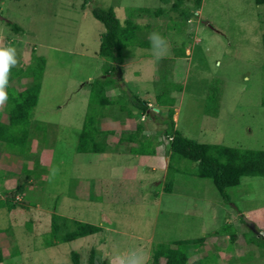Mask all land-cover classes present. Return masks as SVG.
Returning <instances> with one entry per match:
<instances>
[{
	"label": "rangeland",
	"instance_id": "obj_1",
	"mask_svg": "<svg viewBox=\"0 0 264 264\" xmlns=\"http://www.w3.org/2000/svg\"><path fill=\"white\" fill-rule=\"evenodd\" d=\"M91 2L80 8L79 0H0V45L16 50L17 63L11 69L35 68L37 59L32 56L44 59L25 155L0 143V200L14 204L11 209L0 207V264H72L71 251L77 253V264H89L91 249V264H120L117 257L130 253L142 255L146 264L157 244L201 236V245L187 250L186 264L194 259H202L204 264H264V239L259 240L264 232V177H241L226 191L229 201L224 203L210 179L186 173L195 164L182 159L173 161L171 192H162L169 155L165 167L150 170L139 166L136 155L128 157L127 144L117 142L126 135L119 130L131 132L137 124L138 108L117 100L103 110L88 102V82L107 75L103 69L107 61L96 53L104 28L90 8L112 6L120 22L129 16L151 31L142 28L143 33H138L143 46L131 43L125 47L124 65L113 74L117 84L109 88L107 96L116 100L121 94L119 97L135 102L133 92L141 100L165 101L178 109L177 117H172L174 129L197 142L264 149V53L260 42L264 5L252 0H200L195 6L193 0H182L172 10L169 3L159 4L158 0ZM137 5L148 7L149 13ZM156 7L163 13L154 16ZM7 22L21 31H12ZM152 32L166 42L159 50L160 59L149 39ZM23 75L27 74L23 71ZM23 82L13 88L19 90L29 81ZM2 106L0 120L5 119ZM157 109L159 112H151L164 116L165 108ZM126 110L132 115L125 114ZM143 115L146 117L138 125L154 124L147 133L149 141L165 149L164 125L151 123L146 112ZM107 116L125 119L115 126L114 138L106 139L117 151L103 160L97 156L99 164L95 165V155L75 154V145L86 118L101 131L100 137L106 134ZM137 146L129 148L137 150ZM96 170L126 179L114 176V181L98 183ZM29 178L32 180L27 182ZM78 184L88 203L75 200ZM110 195L131 203L124 208L100 204L111 199ZM61 201L67 211L59 208ZM246 209L255 211L262 229L256 223L255 228L248 225L242 213ZM54 213L105 227L46 246L52 239L49 220ZM64 222L72 225L69 220Z\"/></svg>",
	"mask_w": 264,
	"mask_h": 264
},
{
	"label": "trees",
	"instance_id": "obj_2",
	"mask_svg": "<svg viewBox=\"0 0 264 264\" xmlns=\"http://www.w3.org/2000/svg\"><path fill=\"white\" fill-rule=\"evenodd\" d=\"M80 8L90 3L92 0H79ZM195 6H199L200 0H193ZM255 5H264V0H252ZM182 0H158V3H169V7L172 10H176L178 4ZM92 3V2H91ZM140 11L149 13L148 7L138 8ZM91 15L103 25V32L99 36V43L97 48V55L107 61L104 66L105 77H96L88 82V97L89 106L94 102L95 107L105 108V106L117 104V100H120L122 104L130 102L131 106H136L140 114L146 112L150 114L146 101L141 100L135 96L132 92L131 97L135 100L130 101L125 97L110 98L106 96V88L117 84V80L114 79L113 74L117 73L121 68L126 55L124 49L128 44H136L143 46L141 43L143 38H138V33H143L144 30L151 31V28L147 24H138L134 22L129 16L123 18L120 22L115 16L112 6L105 8L92 6L90 8ZM163 13L161 7H156L152 11L154 16H158ZM129 14V12H127ZM180 15H184L181 13ZM187 20V17H185ZM11 25V30L14 32H20L21 29L13 23L7 22ZM144 30H141V29ZM260 42L264 53V31L261 33ZM37 59L36 67H28L26 70L19 68L17 71L10 70L8 81L16 76H21L24 73V77L30 81V85L23 89L15 90L12 86L7 87L6 91L8 99L2 106V112L5 116V121L0 120V143H4L5 147H9L11 151L16 152L18 155H25L28 145L29 137V123L32 113V109L35 107L37 95L40 87V79L42 69L44 65V59L37 56H32ZM22 71V72H21ZM137 99V100H136ZM95 100V101H93ZM162 105H165V101L158 100ZM94 105V104H93ZM122 107V106H121ZM125 109L120 108V110ZM128 115H132L129 110H126ZM159 112V110L157 111ZM1 113V112H0ZM173 110L171 106L165 108L164 116L154 115L155 121L159 122L162 126L163 137L168 141V162L166 165V174L162 182L161 190L165 193L171 192L172 174L175 171L173 167V161L186 159L189 162L194 163V168L186 173L199 178L210 179L216 191L218 192L221 201L227 203L229 196L226 193V188L235 186L238 184L241 177L244 176H258L264 177V149H246L235 146H225L218 144H208L197 142L190 139L180 132L174 129V122L172 120ZM161 115L162 112H161ZM38 123V122H37ZM39 128V125H37ZM90 118H86L82 123L77 143L76 150L78 152H99L106 147L104 135L100 137L101 131L95 129L92 125ZM34 126V127H35ZM141 126L136 125L134 128V134L131 132H124L125 136L117 138V142H129L136 141L138 138V131ZM97 131V135L95 134ZM44 133V132H42ZM123 135V134H122ZM149 138L137 141L138 149L133 150V153L145 154L153 153V142L149 141ZM150 149L146 150V147ZM131 151V150H130ZM21 186V185H20ZM6 206L8 209L14 207L13 203L0 200V207ZM59 220H62L59 222ZM64 221H68L67 218L52 214L49 220V232L52 237L51 240L45 242L46 246H51L56 242H66L79 237L91 235L99 230L97 226L89 223L69 220L72 224L68 226ZM263 236L259 237L264 239ZM263 239L261 241H263ZM204 238L197 237L192 239H180L171 241L169 244H157L151 253V258L146 264H160V259H164L161 264H186V254L188 249L196 248L201 245ZM260 241V242H261ZM93 249H91L88 262L91 264L93 257ZM70 259L72 264H77L78 257L76 252H70ZM3 260V256L0 252V262ZM188 264H204L202 259H194Z\"/></svg>",
	"mask_w": 264,
	"mask_h": 264
},
{
	"label": "crops",
	"instance_id": "obj_3",
	"mask_svg": "<svg viewBox=\"0 0 264 264\" xmlns=\"http://www.w3.org/2000/svg\"><path fill=\"white\" fill-rule=\"evenodd\" d=\"M136 7H143V5H137ZM123 65H124V62H123ZM126 65H127V62H126ZM121 66V65H120ZM122 67V66H121ZM123 68H125V67H123ZM122 69V68H121ZM135 74H136V72H135ZM24 81V82H27L28 80H27V78L26 77H19L18 78V80H16L15 78H12L11 80H9V81H14V83H8V85H7V87H10V86H15L19 81ZM125 81H126V79H125ZM23 82V83H24ZM28 85L26 86H24L23 88H25V87H28L29 85H30V81L27 83ZM23 88H21V89H23ZM109 88L110 87H107L106 88V92L109 90ZM135 94V93H134ZM106 96L107 95H109V94H105ZM142 100H144V101H146V105L148 106V110L147 111H149L150 112V114H147V116L149 117V120L151 121V123H155V119L153 118L154 116L152 115V112H151V110H152V107H155V109H153L152 111H158V109L157 108H159V109H161V108H167L168 106L167 105H169V104H166L165 103V105L164 104H160L159 102H158V100L157 101H148L147 99H142ZM169 106H171V105H169ZM106 109V106H105V108H103V110H105ZM173 109V113H172V117L174 116L175 118L177 117V113H178V109L175 107V108H172ZM2 110V109H1ZM3 113V112H2ZM125 114H127V112L125 113ZM0 115H1V113H0ZM128 115V114H127ZM128 116H130V115H128ZM145 117H146V115H143V114H140L139 115V118H138V120H134V121H136V123L137 124H134V128H135V126L136 125H138V121H142V120H144L145 119ZM175 118H172V120L173 119H175ZM119 119V121H116V119H113V118H111L110 116H107L106 117V121L108 122V126H107V132H106V134H104V140H105V145H106V147L104 148V150H101V151H99V152H93V153H90V152H87V153H89V154H91V155H95V165H98L99 163V160H97V162H96V159H97V156H100V157H98V159H102L103 160V156H104V158H106V157H110V156H112V152H114V151H117V148H114V147H112V146H109V144L107 143V141H106V139H107V137L108 136H112V133L114 132V131H116V129H115V126L117 125V124H121V123H124V117H119L118 118ZM4 121H5V119H3ZM2 121V120H1ZM174 121V120H173ZM157 122V121H156ZM111 126V127H110ZM154 127V124H149V126H145V127H143V126H141V128L139 129V131H138V138L136 139V141H139V140H142V139H146V138H148V136H147V133H149L150 134V131L148 132V130H150L151 128H153ZM134 128L131 130V131H133L134 130ZM118 132H122V133H124L125 131H123V130H119ZM187 137V136H186ZM112 138H114V136H112ZM119 138V137H118ZM76 143H77V141H76ZM118 143H122V142H118ZM122 144H127L128 146H126L127 147V149L126 150H128V157H131V156H135V159H137L138 160V162L137 163H139V166H142L143 165V168H148L149 167V169L150 170H154V169H156V168H162L163 166H164V162L167 160V157H165V156H167L168 155V153H167V150H168V147L167 146H165L166 148L165 149H163L164 147L163 146H158V144H154L153 143V147H152V149H153V153H150V154H148V153H145V154H139V153H133V149H131V148H129V146H133L134 144H136V146H137V143H129V142H123ZM138 147V146H137ZM131 150V151H130ZM74 153L75 154H77V153H84V152H78L77 150H76V145H75V151H74ZM107 154V155H106ZM106 155V156H105ZM113 157V156H112ZM107 159H109V158H107ZM165 167V166H164ZM164 169V168H163ZM114 174H116V173H114ZM114 176H117V177H119V178H116V179H122V180H125L124 179V176H119V175H109L108 173H105V172H103V173H101V172H98L97 170H96V172H95V180H97L96 182H98V183H100L99 181H108V179H110V180H113L114 181V179H115V177ZM161 176H163V175H161ZM32 180V178H29L28 180H27V182H30ZM80 180H85L86 181V179H84V178H82V177H80ZM99 180V181H98ZM160 181V180H159ZM160 184V183H159ZM66 185V184H65ZM58 186H61V185H58ZM81 185L80 184H78V187L76 188V191H77V198L75 199V200H77L79 203H88L87 202V200H86V198L87 197H84V196H82V194H84V190L83 191H81V188H79ZM230 187H232V186H230ZM230 187H227L226 188V191H228V189L230 188ZM163 192V191H162ZM110 197H112L111 199H105L104 201H103V203H100V202H98L97 201V204L98 203H100V204H108V203H110V204H115V205H117L118 207H120V208H124L125 207V205H127V204H130L131 202L130 201H128V200H121V199H119V200H116L112 195H110ZM109 197V198H110ZM106 198H108V197H106ZM114 199V200H113ZM99 201H101L100 199H99ZM101 201V202H102ZM127 201V202H126ZM63 201H61L58 205H59V208H61V209H65L66 211L68 210V209H66V208H64L63 206H61V203H62ZM104 202H106V203H104ZM100 208V207H99ZM251 210H248V209H246V210H242V213H243V215H244V213H245V215L247 216V220H248V225L251 227V228H255V227H253V225H255V223L258 225V227H256V228H258L259 230L260 229H262V227H261V224H262V222L260 221V218L255 214V211H251ZM99 212H100V210H99ZM246 212H248V213H246ZM54 214H56V213H54ZM57 215H59V214H57ZM59 216H61V217H65V218H67L68 220H74V221H80V222H84L82 219H76V218H71V216H69V214L68 215H65V214H63V213H61ZM91 216V215H90ZM99 218H100V215H99ZM85 223H89V224H92V225H94V226H97L98 228H99V230H103L104 229V227L105 226H103V225H98V224H94V223H91L90 221H87V222H85ZM97 223H102V221L100 220V219H98V222ZM257 229V230H258ZM98 230V231H99ZM111 232H113V230H112V228L111 229H109ZM98 231H96V232H98ZM94 234V233H93Z\"/></svg>",
	"mask_w": 264,
	"mask_h": 264
},
{
	"label": "clouds",
	"instance_id": "obj_4",
	"mask_svg": "<svg viewBox=\"0 0 264 264\" xmlns=\"http://www.w3.org/2000/svg\"><path fill=\"white\" fill-rule=\"evenodd\" d=\"M149 39L153 45L154 55L157 59L162 58L159 54V50L166 44L163 37L157 32L149 34ZM17 63L16 50L12 46L0 45V106L4 105L8 99L6 91L8 85V77L12 67ZM120 264H144V258L142 255L136 253H130L122 257H117Z\"/></svg>",
	"mask_w": 264,
	"mask_h": 264
},
{
	"label": "built area",
	"instance_id": "obj_5",
	"mask_svg": "<svg viewBox=\"0 0 264 264\" xmlns=\"http://www.w3.org/2000/svg\"><path fill=\"white\" fill-rule=\"evenodd\" d=\"M263 235V234H262Z\"/></svg>",
	"mask_w": 264,
	"mask_h": 264
}]
</instances>
